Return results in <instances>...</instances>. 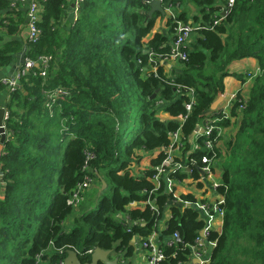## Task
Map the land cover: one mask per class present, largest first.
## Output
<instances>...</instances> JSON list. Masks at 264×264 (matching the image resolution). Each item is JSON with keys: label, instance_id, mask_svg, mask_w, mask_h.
Masks as SVG:
<instances>
[{"label": "trees", "instance_id": "1", "mask_svg": "<svg viewBox=\"0 0 264 264\" xmlns=\"http://www.w3.org/2000/svg\"><path fill=\"white\" fill-rule=\"evenodd\" d=\"M40 2V34L24 42L32 59L50 56L46 75L34 66L6 102L10 136L0 156V264H60L69 249L85 263L91 258L85 251L95 247L128 262L133 239L156 230L164 255L159 264L185 262L205 226L194 203L208 200L177 194L175 183L190 179L207 190L199 167L211 154L196 130L217 111L212 105L227 76L251 78V85L245 96L237 91L214 123L220 136L229 130L226 142L217 130L211 137L213 154L221 158L215 194L222 217L220 230L209 231L215 247L204 264H264V0H235L225 15L222 0H164V10L174 14L167 31L154 29L163 15L149 17L145 0H78L71 23L65 18L75 0ZM10 3L0 0V71L24 45L18 36L26 10ZM191 6L201 28L184 50L187 57L174 60L178 66L167 72L162 60H170L173 19L188 22ZM248 57L256 60L257 72L229 69ZM60 88L68 94L49 97ZM176 131L182 147L155 183L154 167ZM156 151L137 174L142 157ZM86 161L91 171L84 169ZM176 163L189 165L190 173L175 170ZM87 176L95 186L83 191L74 208L67 199L79 185L88 186ZM174 232L179 241L169 246Z\"/></svg>", "mask_w": 264, "mask_h": 264}, {"label": "built area", "instance_id": "2", "mask_svg": "<svg viewBox=\"0 0 264 264\" xmlns=\"http://www.w3.org/2000/svg\"><path fill=\"white\" fill-rule=\"evenodd\" d=\"M10 6L19 8L20 5H26V40L27 43L34 42L37 37L40 34V30L37 27V21L40 19V11L42 10L41 6V0H10ZM152 0H145L146 3L150 4ZM235 0H224V4L222 5V14H226L227 11L233 6ZM161 5L163 4L164 0H160ZM78 6V0H75L74 3V13L77 10ZM163 6V5H162ZM170 8L166 9V13H168L169 18H173V15L170 14ZM1 18V17H0ZM221 19V18H220ZM173 42H172V48L170 51V60H183L187 57V51L189 44L194 40V36L197 34V30L201 28V24L197 22L189 21V22H182L179 20L173 19ZM217 21H214V24H216ZM27 51V48H26ZM50 59V56H39L37 60L32 59L31 57L27 56L25 54L23 58V62L18 66L17 72L13 77L10 76H3L0 79L1 84L6 89V102H9L11 92L16 91L17 89H21V79L26 76V74L30 71H32L34 66H37L40 68L39 75L45 76L46 75V69H47V63ZM164 62V60H162ZM192 92V91H191ZM68 92L65 89H58L57 91L50 93L49 97H55V96H66ZM233 100L235 98L231 97L228 104L221 108L216 109L214 113L210 114L206 119L202 126L198 127L196 130L197 135H203L205 136L204 145L207 148V150L210 152L211 155L203 156L201 159L202 166L199 167V171L202 174V181H205V179H209L213 172V166L216 165L218 162L220 163L221 158L215 157V154H213V151L215 150L214 141L215 139H212V135L214 130H217L216 136H220L221 127H218L214 125L215 122L219 120L220 114H225L231 107ZM187 109L190 108V104L186 105ZM4 116H3V122L5 126L6 132L10 133V129L6 126V120L9 117L10 110L4 106ZM219 116V117H218ZM200 129H203V132L200 133ZM171 137V143L166 148V157L160 163L159 165L154 167L155 174L152 177V180L157 183L159 181V177L164 171V167H167L171 161H172V153H175L177 149H180L182 147L181 145V139L179 136V132H173L170 133ZM88 158H92L93 156L88 153ZM84 169H87L88 171H91L87 161L85 162ZM175 170L179 171H185L188 174L190 173L191 169L189 165H183L182 163H176L175 164ZM95 174V173H94ZM95 179L93 177H86V182H88V186L84 188L83 185H79L71 194L69 199H67V203L70 205H73L74 208H77L79 203L83 199V191L87 188H92L95 186ZM173 183L174 181L172 179H168L167 187L168 191H173ZM219 185V182L212 181L209 189L215 194V191ZM158 187V186H157ZM156 187V188H157ZM88 189V190H89ZM85 190V191H88ZM222 203V200L220 196L216 195L215 199L211 202L209 201H201V202H195L194 205L198 209L202 219L205 221V226L201 230L202 234H200L195 238L194 243L190 246V255L188 256V259L185 262H178L177 264H204L209 261L211 251L215 247V241L208 239L209 231H210V223L215 218V215H222V210L220 208V205ZM185 206H187L188 202H183ZM154 209V208H153ZM158 230H156L150 238L148 236L145 239L140 238V241L137 243L135 240V252L142 251L143 252V260L144 264H159V262L163 259V251L161 246L159 245L158 241ZM179 234L177 232H174L170 238L167 240V245L172 246L173 243L176 241H179ZM94 249H88L85 252L88 254H91ZM77 251V250H76ZM78 253V251H77ZM195 260V261H194ZM42 260L39 261L41 263ZM44 263V262H43ZM42 264V263H41ZM62 264V262H60Z\"/></svg>", "mask_w": 264, "mask_h": 264}, {"label": "crops", "instance_id": "3", "mask_svg": "<svg viewBox=\"0 0 264 264\" xmlns=\"http://www.w3.org/2000/svg\"><path fill=\"white\" fill-rule=\"evenodd\" d=\"M221 3V1L219 2V4ZM20 9L19 10H26V5H20ZM183 8V7H181ZM192 10L190 12L189 15V21L193 22H197L200 23V21L202 19H199L197 21H194L195 19V14L193 13L195 11V8L193 6H191ZM72 9V8H71ZM68 10V14L65 18V23H71L75 17L74 14V10ZM0 13H4V12H0ZM170 14H173V11H170ZM174 16V14H173ZM167 18H168V13H166L165 15H163V17L159 16L156 18V22H155V26L154 29L155 30H163V31H167L169 29V26L167 25ZM198 18H201V16L198 14ZM27 21V20H26ZM21 35L22 36H18V39L20 41H22V43L25 44V40H26V33H27V29L26 27L22 28L20 30ZM162 63H165L166 65V71L167 72H171L173 68L177 67L178 64L174 61V60H168V61H164ZM257 63L256 60L254 58L248 57V58H243L241 60H237V61H233L230 66L229 69L231 71H235L238 73H255L258 71L257 68ZM9 71H10V65L5 68L2 69L0 71V79L3 76H9ZM251 85V78H246V80L244 82H242L241 80L233 77V76H227L224 78V92L219 96L218 98V103L215 105V107H212L211 110H216V109H221L223 107H225L229 100L231 99V97L235 98L236 97V93L239 89H241L242 94L245 96L248 93L249 87ZM0 106H6V89L4 90H0ZM167 115L163 114V117H166ZM208 117V116H207ZM206 117V118H207ZM228 130L226 129L225 131L222 130V135L220 136L224 142H226L227 140V134H228ZM223 141L220 143V145H224ZM158 154V151L154 152L152 155H144L140 161V164L138 167H136V169L134 171L137 172V174H140V171L142 169H145L147 167L150 166V161L152 158H155ZM221 174H222V167L221 164L218 162L216 165L213 166V172L211 174V176L209 177V180L212 181H217L220 183L221 181ZM190 179H187L184 183H175V187H176V193L180 194V193H189L192 192L196 195V197L199 200L202 199H207V200H214L216 195H214V193L205 185V188L207 189L206 192H203L202 189H197L194 187V185L189 184ZM3 187V186H1ZM175 193V195H176ZM169 216V212H166V218ZM221 217L222 215H215V218L211 221L210 223V228L211 230H215V231H219L221 228ZM164 222L162 223L161 221V225L163 226ZM150 238H152L150 236ZM136 242L138 243L140 241V238L138 237L137 239H135ZM135 256V261L138 264H141V262H143V252L139 251V252H135L134 255ZM132 256V257H133ZM131 257V258H132ZM111 258V257H110ZM114 258V256H113ZM44 262V263H43ZM120 262V259H119ZM130 262V261H129ZM42 264H46L47 260H42L41 262ZM128 262L124 261L121 262V264H127Z\"/></svg>", "mask_w": 264, "mask_h": 264}, {"label": "water", "instance_id": "4", "mask_svg": "<svg viewBox=\"0 0 264 264\" xmlns=\"http://www.w3.org/2000/svg\"><path fill=\"white\" fill-rule=\"evenodd\" d=\"M154 12H159L161 15L166 14V11L162 7L160 0H152L150 2L149 10L147 12L148 16L151 17ZM26 48H27V45L24 44L21 50L16 53L14 61L10 65V71H9L10 77H13L16 74L18 66L23 62V58L26 54ZM217 103H218V100L213 103L212 107H215ZM4 111H5L4 106H0V156L2 153H4L5 142L10 136V133L6 132L5 126H4L5 124L3 122ZM202 132H203V129H200V133ZM191 141L192 140H190V142ZM1 176H2V172H1V167H0V179H1ZM200 234H202V231H200ZM133 241H135V238L133 239ZM109 254H110V251L103 250L99 247H95L93 252L90 254V257H91L90 262L82 263L78 257L77 251L75 249H69L66 251V256L64 257L62 264H97L98 262H101L103 264H121L119 262L118 257L110 258Z\"/></svg>", "mask_w": 264, "mask_h": 264}, {"label": "rangeland", "instance_id": "5", "mask_svg": "<svg viewBox=\"0 0 264 264\" xmlns=\"http://www.w3.org/2000/svg\"><path fill=\"white\" fill-rule=\"evenodd\" d=\"M222 1H224V0H222ZM187 15H188V17H189V15H190V13L188 12L187 13ZM205 185L209 188L210 187V184H211V180H209V179H205ZM98 187H95V189H97ZM210 201V200H209ZM211 202H212V200H211ZM144 258V257H143ZM130 261V262H129ZM128 261V263L127 264H138L136 261H135V256H133L130 260ZM145 262L143 261V262H141V264H144Z\"/></svg>", "mask_w": 264, "mask_h": 264}, {"label": "bare ground", "instance_id": "6", "mask_svg": "<svg viewBox=\"0 0 264 264\" xmlns=\"http://www.w3.org/2000/svg\"><path fill=\"white\" fill-rule=\"evenodd\" d=\"M53 110V109H52Z\"/></svg>", "mask_w": 264, "mask_h": 264}]
</instances>
